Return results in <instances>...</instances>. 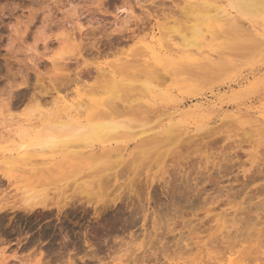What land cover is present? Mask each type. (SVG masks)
Segmentation results:
<instances>
[{
	"label": "rangeland",
	"instance_id": "rangeland-1",
	"mask_svg": "<svg viewBox=\"0 0 264 264\" xmlns=\"http://www.w3.org/2000/svg\"><path fill=\"white\" fill-rule=\"evenodd\" d=\"M184 2L0 0V208L6 207L0 211V264H220L223 256V264L229 256L245 260L241 264H261L264 24L245 23L263 46L248 54L223 53L221 41H208L200 57L210 58L209 75L201 69L195 74L165 69L137 47L143 48V41L161 25L182 20ZM122 59L139 65L131 66L127 72L131 75L157 70L152 77L162 85L156 95L144 100L145 109L119 104L125 118L133 114L135 121L142 120L135 123L136 135L154 128L161 117L167 119L169 112L177 110L179 119L201 106L210 109L204 126L209 135L200 130L196 118H184L183 142L171 146L170 152L164 150L163 158L151 156L147 164L142 163L146 159H138L139 166L131 159L140 139L120 142L126 146L124 166L113 169L105 184L84 196L76 187L81 176L91 178L89 158L28 153L21 158L29 161L17 162L14 168L3 163L4 157L14 154L18 130L42 127L45 120L27 116L31 109L50 110L57 93L79 89L82 98L100 100L94 86L98 69L119 66ZM135 59L141 63L137 65ZM215 65H222L226 72ZM90 90L97 95L89 96ZM224 92V104L213 109L216 97L210 93L220 97ZM97 109L103 108L94 106L82 120L87 121L85 116ZM243 129L253 134L245 137ZM28 185L45 187L55 209L30 214L14 210L21 188ZM60 204L74 207L59 215Z\"/></svg>",
	"mask_w": 264,
	"mask_h": 264
},
{
	"label": "bare ground",
	"instance_id": "bare-ground-1",
	"mask_svg": "<svg viewBox=\"0 0 264 264\" xmlns=\"http://www.w3.org/2000/svg\"><path fill=\"white\" fill-rule=\"evenodd\" d=\"M184 1H185L183 3L184 5L181 8L182 15H184L182 20L179 21V19L181 18L179 19L176 18L178 20L174 21L172 24L170 22L165 24L163 23L164 25H161L162 27H159L158 28L159 30L155 31V33L152 35L151 38H146L143 41V48H141V46L137 47L141 53L143 52L144 55L145 54L150 55L152 60L161 64L163 67H165V69L169 67H173L171 68V70H176L178 72L183 71L190 74L191 72L195 74L194 70L201 69L204 70L206 73L208 72L207 75H209V72L212 70L211 67L213 66L211 62H208L210 58L203 61L201 60L200 57L204 48L208 47L209 44L208 41L211 42L221 41V43L219 44L220 52L224 53L226 51H230L233 52L235 56L237 54L239 55L244 53L248 54L251 51L259 50L261 47H263L262 43L257 39V37L253 34V32L250 31L249 27H246L245 23H249L252 25L255 23L262 22L264 24V0H184ZM140 52L138 51L137 53L141 55ZM137 53L136 54L133 53V54L138 55ZM178 59L181 60L176 61ZM138 62L139 61L137 60V65L141 63ZM181 62L183 63L182 65L180 64ZM134 64L135 67L139 66V65L136 66V62H134V60L132 61L129 59L128 61V59H126L124 60V62H122V64H119V66L116 64L110 66V68L98 69V80L97 81L94 80V81L96 83L98 82L97 84H99L100 87H98V85L95 82H94L95 83L94 86L97 87V89L95 88V91L97 90L96 92L99 95H97L94 90L93 91L95 93L92 90H90L89 96H92L93 94L97 95L98 98L99 96H101L100 100L82 98L81 96L83 93L80 92L82 89L81 90L79 89L73 91L72 93H66L64 95L61 93L59 94L57 93V96L53 100L54 108L51 107L50 110L47 109L44 110V108L41 110L40 107L42 108V106L40 107L36 106L38 107V109L35 107H34L35 109H31L30 113H28L27 116H29L30 119L34 118L35 120H37L38 118L39 120L42 119V121L45 120L44 123L40 125L42 127L38 126V128L36 127L37 129L35 130L30 129L29 127L27 131L25 129L23 131L22 129L21 131L18 130L19 132L17 134L19 136V140L16 141L15 148L14 150L11 151V153L14 154L9 157L8 156L4 157L5 161H3V163L5 162L6 165L14 168L13 165H15L17 162L22 161L21 158L22 155L23 154L27 155L28 153L46 154L49 152L50 153L60 152L62 154L63 153L67 154L69 157L75 159L89 158L92 160L90 162L92 164H91V168H89L88 170L89 174L87 173L86 174L90 175L91 178L88 179V176L86 178L85 177L86 174L84 175L85 177L84 179H82L83 176H81L82 177L81 182L76 187L78 189L77 191H79V194L84 196L93 193L94 187L96 185L97 186L102 185L105 179L108 178L109 176L108 174L110 172H114L116 168L122 166L124 162H126V160L124 159L126 146L124 144L123 145L119 144L120 142H126L129 140H134L139 138L140 139L139 142L136 143L135 145L138 151V152L136 151L137 156L135 154L133 156L134 158L131 157L133 158L131 159V162H133V160L135 159L134 164L136 165V161L138 159L140 160L143 158L146 159L145 161L141 160L142 163L144 164V162H146L148 158L152 159L153 156H154L153 159L156 158L155 156L161 157V155L165 153L164 150L165 151L169 150L170 152V149L172 148L171 146L180 143L183 140L182 137L186 130V129L183 130L184 118L194 117L198 120V123L200 124V126L198 127L200 128V130H202V132L209 130V129L205 130L204 126L206 120L208 119L210 109H204L201 106V107H197L196 109L193 108V110L191 109L188 110L186 113L182 114L181 118L179 119H177L178 117H176L178 113L177 110L169 112L166 115L167 119H165L168 120V123L166 122V124H164L165 120L163 118L165 117L163 118L161 117L160 120L158 121L156 120L157 121L156 123L152 122V124L155 123L154 128H149V129L146 128L147 130L144 129L142 132L139 131L140 133L136 135L135 123L136 122L139 123L142 120L135 121L134 119L135 117L132 118L134 116L133 114L132 116L129 117L128 115V117L125 118L124 117L125 114L122 111L123 109L121 108V106H119V104L120 105L128 104L129 106L135 104L137 105L138 108L141 107L140 109L142 108L145 109V105L144 107H142V104H144V100L146 98H150L156 95L157 93L156 91L160 90L161 89L160 86L162 85L161 84L159 85L160 80H158L159 82H157L155 81L154 77H152L157 74L154 73L157 70L155 71L153 70V72L151 73L148 71L149 74L147 72H141L142 75L128 74L127 73L129 72L128 70L132 68L133 67L132 65ZM57 66L58 63L54 61L53 67H57ZM215 66L218 70L222 71L223 73H225L227 70L222 65H215ZM143 67L145 66L143 65ZM200 74H204V73H201L200 71ZM257 85L258 84H256L255 87L256 91L259 89ZM261 85L264 86V81L261 83ZM210 94L212 95V97H216V100L212 103L213 109H215L217 106L224 104V100L227 96L225 92L224 95L221 94L222 96L220 97L216 96L214 93L213 94L210 93ZM207 98L208 97L205 95V99ZM168 100H170V98ZM94 106L97 108L101 107L104 110L97 109L98 111L96 110L93 113L86 115L85 117L88 120L83 121L82 120L83 114L86 113L89 109L93 108ZM129 108H127V111L129 110ZM146 112L147 114L150 115L152 113V111H150L151 113H149L147 109L145 113ZM131 113L132 112L130 111V113L128 114ZM150 115L148 116L151 119ZM144 120L145 119H143V122ZM230 121H232V119L229 120V122ZM140 126H144V125H140ZM215 131H217V128ZM207 133L209 135L208 131ZM242 134L245 137H250L253 134V130L243 129ZM149 135H151L150 136L151 138H148ZM189 137H191V135ZM245 137L243 138L245 139ZM248 139L249 138H247V140ZM165 154H167V152ZM29 155L30 157L32 156L31 154ZM163 156L164 155H162L161 158H163ZM160 159L157 158V160ZM25 160H24L25 162H28L29 158L27 159L25 157ZM24 161H22V163ZM45 162L46 161H44L43 163ZM139 162L137 161V164ZM147 163L149 162H146V164ZM19 164H21V162ZM63 164H65V162ZM128 164L131 165V163ZM22 165L26 166L24 164ZM113 169L115 170L112 171ZM80 174L82 173L79 172L78 174H75L76 176L72 174L76 178L75 181L77 180V177H79ZM44 188L38 186H29V185L22 187L20 190L21 191V196H20L21 198H19L20 201L18 202V204H15V206H13V209L16 210V208H18L27 213L29 212V214L37 211H51V210L53 211L55 207L49 203L50 202L48 199L49 194L47 193L46 188L45 189ZM185 196L187 197V194ZM78 203L79 205L83 204L82 201ZM72 205L74 204L71 205L60 204L59 206L57 205L56 209L58 210V214L59 215L64 214L69 209L74 207ZM3 209H6V207L0 208V211H3ZM245 255L243 254V256ZM260 257H258V259ZM235 258L238 257H234L233 259H231V257L229 256L228 258H226L224 262L225 264H235L233 262L237 261L236 263L241 264L242 262L244 263L245 261L244 260L245 258L243 259L244 261L241 260L242 262L240 261L239 258L238 259ZM263 258L264 256L262 257V262H263ZM222 259H225V257L223 256ZM222 259L221 261L223 262ZM217 261L220 260L218 259ZM209 262L213 263L212 261ZM222 262H218V263L223 264ZM262 262L261 264H264V262L263 263ZM245 263H247V261Z\"/></svg>",
	"mask_w": 264,
	"mask_h": 264
}]
</instances>
